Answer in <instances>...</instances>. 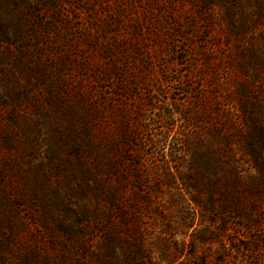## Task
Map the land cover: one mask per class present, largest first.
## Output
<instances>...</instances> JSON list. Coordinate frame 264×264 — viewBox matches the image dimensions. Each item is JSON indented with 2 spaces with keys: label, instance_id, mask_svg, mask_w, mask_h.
Listing matches in <instances>:
<instances>
[{
  "label": "rangeland",
  "instance_id": "rangeland-1",
  "mask_svg": "<svg viewBox=\"0 0 264 264\" xmlns=\"http://www.w3.org/2000/svg\"><path fill=\"white\" fill-rule=\"evenodd\" d=\"M4 48L21 62L6 63ZM1 67L0 129L11 115L36 124L34 163L52 189L65 195L72 155L61 102L95 116L115 175L161 189L165 218L147 210L137 220L145 264H264L257 172L237 151L236 175L249 180L235 186L195 158L200 143L216 148L220 112L237 124L242 96L264 103V0H0ZM191 171L195 188L179 192ZM40 230L25 242L41 243ZM92 231L94 248L101 229Z\"/></svg>",
  "mask_w": 264,
  "mask_h": 264
},
{
  "label": "trees",
  "instance_id": "trees-1",
  "mask_svg": "<svg viewBox=\"0 0 264 264\" xmlns=\"http://www.w3.org/2000/svg\"><path fill=\"white\" fill-rule=\"evenodd\" d=\"M2 53L6 63L21 62L11 58L8 49ZM0 74L6 76L5 68H0ZM248 96L250 100L244 96L240 100L237 124L224 112L218 114L216 148H203V142L195 153L204 172L226 169L229 177L225 175L220 181L235 186L249 180L236 175L232 161L237 151L264 185V103L255 105V92H248ZM2 98L0 91L1 103ZM57 107H63L71 118L68 145L72 155L62 170L66 178L63 196L47 184L42 164L34 163L39 157L36 124L27 119L19 124L11 115L10 128L0 129V264H145L137 220L147 210L165 218L155 200L161 189L129 186L127 180L114 174V164L102 162L103 134L89 109L63 102ZM227 126L231 130L227 131ZM181 175L182 186L177 190L194 189L196 171ZM37 228H41V243L27 244L24 232L35 236ZM95 228H100L101 234L92 248L90 237Z\"/></svg>",
  "mask_w": 264,
  "mask_h": 264
}]
</instances>
